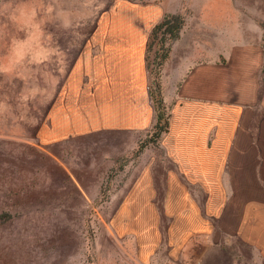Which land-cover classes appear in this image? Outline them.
<instances>
[{"label":"rangeland","instance_id":"obj_1","mask_svg":"<svg viewBox=\"0 0 264 264\" xmlns=\"http://www.w3.org/2000/svg\"><path fill=\"white\" fill-rule=\"evenodd\" d=\"M172 14L184 19L177 37L157 29ZM114 24L139 27L150 102L168 121L187 64L240 43L264 46V0H0V264H188L156 234L147 249L144 209L132 202L148 168L164 179L168 122L157 135V120L115 129L89 113L87 83L110 71L124 41ZM92 48L103 53L99 67L87 60ZM141 94L122 106L142 107Z\"/></svg>","mask_w":264,"mask_h":264},{"label":"crops","instance_id":"obj_2","mask_svg":"<svg viewBox=\"0 0 264 264\" xmlns=\"http://www.w3.org/2000/svg\"><path fill=\"white\" fill-rule=\"evenodd\" d=\"M114 28L124 41L111 51L110 71L87 83L89 113L99 126L107 119L110 128L148 129L158 115L150 102L143 36L135 25ZM102 55L92 48L87 60L99 67ZM187 65L159 143L164 179L157 184L148 168L135 187L132 202L144 209L142 241L153 249L156 234L169 252L187 253L188 264H264V46L240 43ZM70 72L78 84L80 70ZM140 91L142 107L122 106L123 96L133 101ZM160 192L170 227L159 225Z\"/></svg>","mask_w":264,"mask_h":264},{"label":"trees","instance_id":"obj_3","mask_svg":"<svg viewBox=\"0 0 264 264\" xmlns=\"http://www.w3.org/2000/svg\"><path fill=\"white\" fill-rule=\"evenodd\" d=\"M184 24V19L179 14H172L167 15L164 20L157 26V29L166 28V31H172L173 37H177L179 35L180 30L182 29ZM167 54L164 53L163 58H166ZM167 117L165 116V113L162 111H159L158 109V118H157V124L156 128H158V132L156 134L158 135L162 130H164L165 126L167 125Z\"/></svg>","mask_w":264,"mask_h":264}]
</instances>
